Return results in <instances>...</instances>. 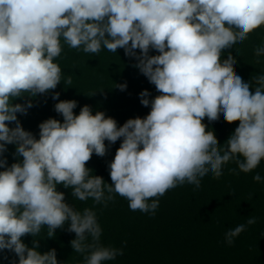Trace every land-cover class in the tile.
I'll return each instance as SVG.
<instances>
[{"label": "clouds", "instance_id": "obj_1", "mask_svg": "<svg viewBox=\"0 0 264 264\" xmlns=\"http://www.w3.org/2000/svg\"><path fill=\"white\" fill-rule=\"evenodd\" d=\"M262 27L264 0H0V252L14 253L18 262L12 264H60L55 249L38 251L37 237L46 228L47 238H54L67 223L82 264H105L124 251L101 242L97 205L106 208L119 196L130 210L155 215L159 198L177 186L199 189L203 177L220 179L229 163L236 165L230 174L255 170L264 160V72L245 82L236 58L222 57ZM65 45L90 55L123 49L134 58L133 66L159 93L151 100L147 90L139 94L140 103L150 105L146 117L118 126L102 111L93 114L85 105L77 115V101L60 100L54 110L62 122H41L39 138L25 130L17 114L26 115L33 104L15 100L46 95L61 81L72 85L56 62ZM253 54L260 64L264 41ZM114 87L124 91L127 85ZM221 115L238 122L223 145L203 123ZM118 140L109 184L86 165ZM7 145L22 158L10 166ZM253 180L264 178L257 172ZM58 186L70 189L74 200L91 199L92 206L78 210ZM256 223L249 216L225 232V242L231 246ZM27 235L32 247L22 240Z\"/></svg>", "mask_w": 264, "mask_h": 264}, {"label": "trees", "instance_id": "obj_2", "mask_svg": "<svg viewBox=\"0 0 264 264\" xmlns=\"http://www.w3.org/2000/svg\"><path fill=\"white\" fill-rule=\"evenodd\" d=\"M262 41L264 27L257 29L243 43L224 50L222 58L226 59L229 53L236 58L235 70L245 82L252 74L264 72V57H261L260 64H255L253 54V49ZM157 54L155 50L149 52V55ZM56 62L64 77L71 75V86L66 87L61 81L46 95L14 101L23 104L31 99L33 107L26 115L18 113L17 116L22 127L36 138H39L41 122L49 118L63 121V117L54 110V105L60 100L77 101L74 109L77 115L81 107L88 105L93 114L102 111L122 126L128 119L143 118L150 112V105L145 107L140 103L142 91L150 93L149 100L159 95L155 86L133 66L137 61L126 56L123 49L116 53L102 49L98 55H90L65 45ZM120 84L127 85L124 91L114 87ZM95 91L94 96H87ZM56 92L60 93L59 98L53 100ZM203 123L208 130L215 132L221 145L238 127V122H225L223 115L214 122L205 118ZM9 126L14 127L15 124ZM121 142L118 140L109 145L104 157L93 154L86 165L93 175L103 177L109 184L108 164L114 159ZM105 143L108 145L107 141ZM14 153L15 145H7L4 156L8 166L22 159L15 157ZM234 167V163L225 165L224 174L218 180L209 173L202 178L199 189L194 190L193 185L185 184L169 190L159 198L155 215L130 210L127 200L119 196L106 208L97 205L95 210L103 230L101 242L106 246L123 247L124 251L122 256L105 264H264V180L259 183L253 180L257 172L264 178V160L250 173L230 174L228 170ZM57 190L64 192L65 202L78 210L93 204L91 199L87 202L74 200L70 189L58 186ZM250 194H253L251 200ZM251 215L257 218V223L248 226L229 246L224 239L225 232L245 223ZM67 228L66 223L63 229H57L54 238H47V229H42L37 237L38 251L44 253L55 249L60 264H82L83 257L73 252L70 246L75 234L68 232ZM33 239L30 235L22 238L28 247H32ZM14 260L18 262L14 253L0 252V264H12Z\"/></svg>", "mask_w": 264, "mask_h": 264}]
</instances>
